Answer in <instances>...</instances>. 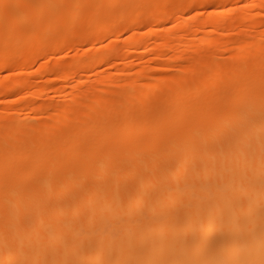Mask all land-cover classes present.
<instances>
[{
  "label": "bare ground",
  "instance_id": "6f19581e",
  "mask_svg": "<svg viewBox=\"0 0 264 264\" xmlns=\"http://www.w3.org/2000/svg\"><path fill=\"white\" fill-rule=\"evenodd\" d=\"M212 1L0 0V264H264V14Z\"/></svg>",
  "mask_w": 264,
  "mask_h": 264
},
{
  "label": "rangeland",
  "instance_id": "374dc122",
  "mask_svg": "<svg viewBox=\"0 0 264 264\" xmlns=\"http://www.w3.org/2000/svg\"><path fill=\"white\" fill-rule=\"evenodd\" d=\"M218 1H219V0H215V3H214V0H213V1L211 2V3L213 4V8H214V6H216V9H217V8H221V7H224L223 9H224L225 11H227L226 14H228L229 7L231 8L232 6H233V7L235 6V5H231V6H230V4H228V5H229V6H228L226 3L223 4V2L220 1V2H221V3H220V2H218ZM255 1H256V2H255ZM257 1H258V0H249V2H248V0H246L245 2H248V3H246V4H248V5H249V3L251 2L250 4H251L252 6L250 5V8H251V7H254V8H255V9L253 8L254 10L252 11V12H254V14H255V13H257V14H259V15H260V14H264V11H263V10H261V9H257L258 11L256 10L257 5L260 3V1H258L259 3H257ZM245 2H244V0H243V2L241 1V4H240V5H242V6L244 5V6H245V5H246ZM252 2H253V4H252ZM216 3H219V4H216ZM255 3H256V4H255ZM212 4H211V5H212ZM221 4H222V6H220ZM223 5H224V6H223ZM240 5H237V6H240ZM253 5H254V6H253ZM217 6H218V7H217ZM246 6H247V5H246ZM255 6H256V7H255ZM226 7H228V8H227L228 10L225 9ZM216 9H214V10H216ZM260 10H261V11H260ZM216 11H219V10H216ZM198 12L201 14V13H203L204 11L200 9ZM235 12H240V11H235ZM259 12H260V13H259ZM204 13H205V12H204ZM200 14H199V15H200ZM230 14H231V13H230ZM230 14H229V16H231ZM227 18H228V17H226L225 19H226V20H229V21H226V22H230V23H231V22H232V21H231V18H230V17H229V19H227ZM255 20H256V21H254V22H252V23H249V22H247V21H246V22H240L241 24H238V27H240V28L237 27V28H238L237 30H238V31H240V30H242V31H243V30L246 31V30H245V28H246L245 26H248V25L250 24L249 26H253V29H256V28L258 27V29H256L257 31L253 30L252 27H251V28H247V29H250V31L253 30V31H251V34L257 33L258 31H264V29H263V28H264V23L261 24V23L259 22L258 18L255 19ZM251 24H253V25H251ZM167 25H168V26L166 27V29H169V28H170V25H171L170 22H169ZM239 25H240V26H239ZM262 25H263V26H262ZM168 27H169V28H168ZM182 27L185 29L184 25L179 26V28H181V30H180L181 32H178L179 35H182L181 33L184 31V29H183ZM179 28H178V30H179ZM259 28H260V29H259ZM145 30H146V29L141 30V33L145 32ZM182 30H183V31H182ZM142 31H143V32H142ZM242 31H240V32H242ZM247 31L249 32V30H247ZM252 32H253V33H252ZM159 33H161V32H159ZM159 33H158V34H159ZM161 34H162V33H161ZM129 36H130V32H125V33H123V34L120 36V38L118 37V41H119L120 43H122L121 41L125 40V39H126L127 37H129ZM157 36H158V35H156L155 37L152 36V37H150V38H148V39H149L150 41H152V42H153V41L155 42V41H157V39H156ZM159 36H160V34H159ZM159 36H158V37H159ZM158 37H157V38H158ZM231 37H232V36H231ZM151 38H152V39H151ZM119 39H120V40H119ZM155 39H156V40H155ZM158 39H159V38H158ZM119 42L116 41L117 44H118ZM103 44L105 45V43H103ZM103 44H102V45H103ZM99 45H101V44H98V47H99ZM96 47H97V46H96ZM228 47H229V48H228ZM233 47H234V48H233ZM227 48H228V49H227ZM227 48H226V49L228 50V52H229L230 50H231L232 52H235V51L237 50L235 46H227ZM200 49H201V48L198 47V50H200ZM209 49H210V48H209ZM209 49H208V51H207V49H206V52H207V53H209V52H210V53H211V52L213 53L214 51L216 52L217 47H216V46H215V47L213 46V47H211L210 50H209ZM229 49H230V50H229ZM87 50H90V47H89V46H79V47H77L76 49H73V50H69V51H66V50H65V51H63V52L61 51V52H59V53H57V54L51 56L52 59H51V57H50V62H49V61H48V62H49V64H50L51 62H53V64H57L59 61H60V62L64 61L63 59H65V60H70V59H72L71 57H74V56L77 57V56L83 54V53H84L85 51H87ZM196 50H197V48H196ZM204 50H205V49H204ZM228 52H227V51L225 52V50H224L223 52H220V53H221V55H220V60H224V59H226V58L228 57V54H227ZM137 55H138V56H134V57H135V58H134L135 60L133 59L134 61L132 60L133 62H131V64H132V65L136 64L135 67L138 68V67L140 66V64H141V61L144 62L145 57H144V55H143L141 52H139V54H137ZM64 57H65V58H64ZM66 57H67V58H66ZM61 58H62V61H61ZM57 59H58L59 61H58ZM55 61H56V62H55ZM139 63H140V64H139ZM35 64H36V66H34ZM41 64H43V62L37 61V63H34V65H33V67L31 68V70H32V69H33L32 71L37 70V69H38L37 65L40 66ZM138 64H139V65H138ZM51 65H52V63H51ZM123 65H125V63H124V64H119V65H117L116 67H118V68L120 67V68H121V67H123ZM36 67H37V68H36ZM105 67H106V66H102V67L98 68L97 71H98V72H100V71L102 72L103 70H105ZM133 67H134V66H133ZM106 68H107V67H106ZM34 69H35V70H34ZM172 70H174V69H169V70H168L170 73H169L168 71H166V70H165V71L163 70V72H161V73H159L160 71H157V73L160 74V75H161V74H162V75H163V74H165V75H166V74L169 75V74H173V73H172ZM174 71H175V70H174ZM174 71H173V72H174ZM94 72H95V71H94ZM113 72H115V71L113 70ZM7 73H8V72H7ZM174 73H175V72H174ZM8 74H10V72H9ZM92 74L94 75V73H90L89 75H90L91 77H93ZM6 76H7L6 73L3 74V75L0 74V78L3 77V78L5 79ZM90 76H87L89 79L86 77L88 81H90V80L92 79ZM46 77L49 78V79H52V80L54 79V77L51 78L52 76H51V77L46 76ZM3 78H2V79H3ZM47 78H45V79H47ZM90 78H91V79H90ZM2 79H1V80H2ZM45 79H44V77H43L42 80H45ZM49 79L47 80L48 82L50 81ZM42 80H41V81H42ZM57 81H58V80H57ZM53 82H54V84H55V82H56L55 79L53 80ZM45 83H46V82H45ZM45 83H44V81H43V82H40L38 85L41 86V87H42V85H43V87H44V86H46ZM62 83H63L62 81H58L57 84L53 85V83L51 82L53 88L50 89V90H48V91H45L41 96H39V97H37V98H36V97H35V98H32V97H31L33 100L30 99L31 91H27V92H26L27 95H26V94H24V95H25V97L27 96V98H29L30 101L33 102V104H35V105H39V104H36V103H41L42 105H47V104H52V103H53V104H56V103H59V102H61V101H63V100H67V99H68V96H65V95L59 94V93L56 91V89H61V88L64 86ZM46 84H48V83H46ZM90 85H91V83L88 82V84H87V87H88V88H87V89H90V87H91ZM54 89H55V90H54ZM55 91H56L57 93H56ZM28 92H29V93H28ZM66 98H67V99H66ZM0 101H1V100H0ZM34 101H35V102H34ZM44 102H46V103L44 104ZM0 103H1V102H0ZM1 107H2V104L0 105V110H1ZM36 119L39 120V118H36ZM40 119H41V117H40ZM42 119H43V117H42Z\"/></svg>",
  "mask_w": 264,
  "mask_h": 264
}]
</instances>
